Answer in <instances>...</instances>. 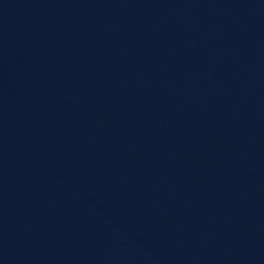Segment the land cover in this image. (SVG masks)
<instances>
[{
    "label": "water",
    "instance_id": "95a60500",
    "mask_svg": "<svg viewBox=\"0 0 264 264\" xmlns=\"http://www.w3.org/2000/svg\"><path fill=\"white\" fill-rule=\"evenodd\" d=\"M167 179L215 264H264V0H25Z\"/></svg>",
    "mask_w": 264,
    "mask_h": 264
}]
</instances>
